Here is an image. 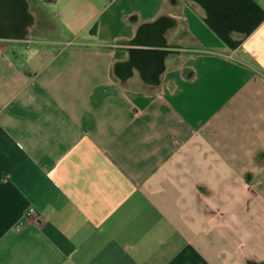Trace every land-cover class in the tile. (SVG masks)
<instances>
[{
    "label": "crops",
    "instance_id": "1",
    "mask_svg": "<svg viewBox=\"0 0 264 264\" xmlns=\"http://www.w3.org/2000/svg\"><path fill=\"white\" fill-rule=\"evenodd\" d=\"M28 1L0 264H264V0Z\"/></svg>",
    "mask_w": 264,
    "mask_h": 264
},
{
    "label": "water",
    "instance_id": "2",
    "mask_svg": "<svg viewBox=\"0 0 264 264\" xmlns=\"http://www.w3.org/2000/svg\"><path fill=\"white\" fill-rule=\"evenodd\" d=\"M34 20L28 0H0V44L26 41Z\"/></svg>",
    "mask_w": 264,
    "mask_h": 264
},
{
    "label": "built area",
    "instance_id": "3",
    "mask_svg": "<svg viewBox=\"0 0 264 264\" xmlns=\"http://www.w3.org/2000/svg\"><path fill=\"white\" fill-rule=\"evenodd\" d=\"M35 210L34 209H30L24 216L25 219L30 218L31 216H33L35 214ZM23 227V223L19 224V229H21Z\"/></svg>",
    "mask_w": 264,
    "mask_h": 264
}]
</instances>
